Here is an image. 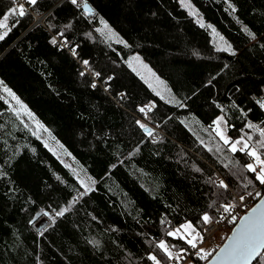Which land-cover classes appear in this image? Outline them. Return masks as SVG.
Segmentation results:
<instances>
[{
    "label": "trees",
    "instance_id": "trees-1",
    "mask_svg": "<svg viewBox=\"0 0 264 264\" xmlns=\"http://www.w3.org/2000/svg\"><path fill=\"white\" fill-rule=\"evenodd\" d=\"M16 6L0 0V21ZM27 6L6 22L0 86L63 146L89 190L0 97V264H153L150 255L169 264L161 241L192 249L169 231L190 222L203 233L205 214L216 222L224 207L263 196L246 168L253 159L213 129L221 115L228 137L251 136L264 159V0ZM104 24L116 39L100 33Z\"/></svg>",
    "mask_w": 264,
    "mask_h": 264
},
{
    "label": "snow or ice",
    "instance_id": "snow-or-ice-1",
    "mask_svg": "<svg viewBox=\"0 0 264 264\" xmlns=\"http://www.w3.org/2000/svg\"><path fill=\"white\" fill-rule=\"evenodd\" d=\"M25 2L32 7H35L37 4V0H25ZM71 2L73 4H77V0H71ZM13 3L17 6L11 8L9 12L4 15L2 21H0V28L6 29L5 31L0 32V40H3L10 30L7 28L6 23L10 16L23 17L26 15V10L23 3H17V0H13ZM229 7H232V5L229 4ZM84 8L89 12L90 15L92 14L87 4L84 5ZM233 11H235L234 8ZM101 22L103 23V21ZM104 28L108 29V25L104 24ZM108 31L109 33L111 32L110 29H108ZM245 31L247 32V29H245ZM249 35L252 34L249 33ZM254 38L255 37L253 36V39ZM53 43H55V41H53ZM228 50H230V47ZM73 55H75V52H73ZM134 59L138 60L139 58ZM85 64H87L86 61ZM141 79H144V77L141 76ZM94 86L95 85H93V87ZM149 86L151 87V84ZM5 91L8 92V95L12 96L13 99H16L8 89L5 88ZM157 94L159 95V93ZM16 102L17 104L20 103L19 100ZM261 107L264 108V103L261 104ZM21 108H23V105H21ZM139 110L141 112H145V108H140ZM24 111L27 112V109H24ZM147 111H151V107H149ZM28 115H31V113H28ZM214 123L216 127L213 129V131H215L216 135L221 141H223L225 145H230L229 151L232 153H236L237 151L244 152L247 156L251 157L255 161V164H247L246 168L249 172L255 173L256 180H258L260 184L264 185V159L261 158V155L257 152L256 148L247 142L250 141L252 137H247V140H245L243 137L236 140H231L221 128L223 118H218ZM140 127L143 128L148 133V135H152L151 131L145 128V125L140 124ZM248 127L254 128L255 126L249 124ZM260 136L264 138V131L260 132ZM260 147L264 148V139L260 141ZM219 187L227 189L228 185L221 181ZM88 190L89 189L87 188L85 189L86 192ZM241 199H243V197H241ZM232 207V205H228L224 207V211L228 213ZM44 215L47 216L48 213H44ZM56 215L63 216L64 211H58ZM202 219L205 223L210 222V217L207 214H205ZM167 235L173 237L174 239L184 240L185 243H187L193 249L197 248V242H202V237H200L199 233L196 232V229L193 228L190 223L181 225L180 228H177L174 231H169ZM158 248L164 253L168 260L181 258L179 255H174L170 250L169 245L163 241L158 244ZM197 254L201 259H207L208 255H210V253L203 252L202 250L198 251ZM262 254H264V200H262L260 204L253 208L249 215L243 217L240 227L233 233L232 237H230V243L226 244L219 250L217 261L214 262V264H252V261L254 260H256L257 264H259V260L257 258L261 257ZM148 258L153 261V264H162L161 260L157 259L155 255H150Z\"/></svg>",
    "mask_w": 264,
    "mask_h": 264
},
{
    "label": "rangeland",
    "instance_id": "rangeland-1",
    "mask_svg": "<svg viewBox=\"0 0 264 264\" xmlns=\"http://www.w3.org/2000/svg\"><path fill=\"white\" fill-rule=\"evenodd\" d=\"M183 5L185 6V8L188 10V12L191 13V10L188 5L184 2H182ZM193 14V13H192ZM195 15V14H193ZM37 20H40V19H37ZM100 29V33H102L104 36H106L107 38L109 39H116V36L114 33L108 31V29H105L104 26L103 28H99ZM6 29H2L0 28V32H3L5 31ZM114 34V35H112ZM114 38V39H113ZM111 41V40H110ZM132 65L138 69H141L142 73H143V77L146 78L148 81H149V84H152V86L154 88H160L159 86V83L156 81V79H153V75L149 74L145 68L142 69L143 65L142 64H138L136 63V61H132ZM132 66V67H133ZM0 97L5 101V103L8 105L10 111H12L14 113V115L26 126L29 128V130L31 131V133L36 137L38 138L42 143L43 145L49 150L51 151V153L60 161V163L65 167L67 168L70 172H72V174L77 178V180L83 185L82 187H87V182H85L82 177L80 176V174L77 173V170L73 167L72 165V161H71V157L69 156V154L65 151V149L63 148V146L57 142L52 136L49 135V133L43 128V126L38 123V121L36 120V118L31 114V115H28V113H30V111L26 108V106L21 103L17 104V98L16 99H13L12 96H9L8 95V92L5 91L4 88H2L0 86ZM264 103V102H263ZM21 105H23V108H21ZM24 109H27V112L24 111ZM264 109V108H263ZM222 116L219 115L218 118H221ZM223 118V117H222ZM216 119V120H217ZM215 120V121H216ZM139 123L140 124H143L145 125V127L152 131V129L149 127L150 125L147 124L144 120L142 119H139ZM42 126V127H40ZM216 127V125H215ZM221 128L225 131V134L227 135V127H226V124H225V121H224V118H223V123L221 125ZM228 136V135H227ZM252 164H255V161L253 160L252 161ZM247 211V210H246ZM46 221H48L47 223L49 224L50 221L48 220L47 217H43ZM190 222H184V224H189ZM182 224V225H184ZM193 228L196 229V232L199 233L200 237H202V234H200V230L197 229L192 223H190ZM181 226L177 227V228H180ZM176 228V229H177ZM174 231V230H173ZM182 232H183V229H182ZM216 235L214 236V239H215V243H214V246H213V249H218L222 244L223 242L225 241L226 237L228 235H226V237L224 238V235L225 233H221V232H218V233H215ZM190 238V237H189ZM184 241V240H183ZM202 241H203V238H202ZM185 242V241H184ZM187 244V243H186ZM202 244V242H197V248L199 247L200 250H202L203 252H206V253H210L213 251V249H210V244L208 243H204L203 246H200ZM188 245V244H187ZM195 248V249H197ZM173 252V250H171ZM174 255H179V253H175L173 252ZM196 257H200L198 254L196 255ZM195 259H191V260H188V262L186 264H196L195 261H193Z\"/></svg>",
    "mask_w": 264,
    "mask_h": 264
},
{
    "label": "built area",
    "instance_id": "built-area-1",
    "mask_svg": "<svg viewBox=\"0 0 264 264\" xmlns=\"http://www.w3.org/2000/svg\"><path fill=\"white\" fill-rule=\"evenodd\" d=\"M17 3H23L25 10L28 11V4L25 2V0H17ZM259 170V169H257ZM251 205V197L245 199V200H237V203L230 208V211L226 213L223 211L220 219L216 222L211 221L207 223L204 227V231L202 234V244L200 246H203L204 243L210 244V249H213L215 239L214 236L215 233L221 232L225 233L224 236L230 234L229 232L232 231L233 227L236 225L239 218L246 212V210L249 209ZM214 250V249H213ZM198 251H200L199 247L197 249H191V251H182L179 253V256L181 258L179 259H173L168 262L169 264H186L188 260L194 259V257L197 255ZM164 264V263H162Z\"/></svg>",
    "mask_w": 264,
    "mask_h": 264
},
{
    "label": "water",
    "instance_id": "water-1",
    "mask_svg": "<svg viewBox=\"0 0 264 264\" xmlns=\"http://www.w3.org/2000/svg\"><path fill=\"white\" fill-rule=\"evenodd\" d=\"M83 11L84 12H88V11H86L85 10V8L83 7ZM41 19L40 20H36V22H35V24L32 26V27H34L35 25H38V24H41ZM144 132H146V131H144ZM262 200H264V194H263V196L254 204V205H252V207H249V209L239 218V220L237 221V223H236V225L233 227V229H232V231L231 232H229L230 234L226 237V239H225V241L223 242V244L217 249V251L214 253V255L208 260V262L207 263H205V264H214V262H216L217 261V257H218V254H219V250L222 248V247H224L226 244H228V243H230V237H232V235H233V233L240 227V223H241V221H242V219H243V217L244 216H246V215H249L250 213H251V210L253 209V208H255L258 204H260L261 203V201ZM39 217V215H37L36 217H34V220L36 219V218H38ZM47 222L48 221H46L44 218L38 223V229L39 230H42L43 229V227H45L46 225H47ZM258 259V258H257ZM256 260H254V261H252V264L255 262Z\"/></svg>",
    "mask_w": 264,
    "mask_h": 264
}]
</instances>
